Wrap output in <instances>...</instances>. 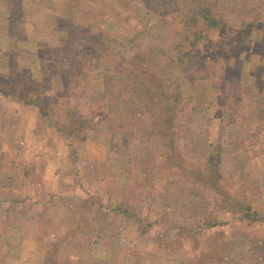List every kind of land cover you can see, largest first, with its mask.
Returning <instances> with one entry per match:
<instances>
[{
	"label": "rangeland",
	"instance_id": "obj_1",
	"mask_svg": "<svg viewBox=\"0 0 264 264\" xmlns=\"http://www.w3.org/2000/svg\"><path fill=\"white\" fill-rule=\"evenodd\" d=\"M93 1L0 4V87L8 91L24 75L33 101L0 91V167L18 161L14 172L26 174L13 208L41 212L33 261L264 264V0H239L243 14L255 11L243 36L211 30L200 45L211 78L164 62L179 88L167 136L160 131L168 117L137 100L82 129L99 120L105 84L119 82L120 63L163 46L178 26L170 0L151 13L144 0ZM88 2L100 4L93 17ZM71 27L83 32L75 42L84 63L78 77L65 54ZM213 150L219 189L210 180ZM246 205L259 212L255 223L241 219ZM51 237L64 239L59 252L49 249Z\"/></svg>",
	"mask_w": 264,
	"mask_h": 264
},
{
	"label": "trees",
	"instance_id": "obj_2",
	"mask_svg": "<svg viewBox=\"0 0 264 264\" xmlns=\"http://www.w3.org/2000/svg\"><path fill=\"white\" fill-rule=\"evenodd\" d=\"M161 1L144 0L143 4L148 12L151 13L158 10ZM13 2L14 0H0V4L8 7H11ZM170 5L172 12L177 14L178 26L174 34L171 35V38L165 40L163 46L153 48L147 54L135 53L125 63L122 65L120 63L119 82L108 81L105 84L103 96L105 102L100 107L101 112L97 118L99 120L96 123L93 122L92 125L81 123L82 129L96 128L106 119L112 117L118 106L137 100L144 102L148 110L157 109L162 116L168 117L167 132L160 129V133L164 136L169 135L174 125L172 121L175 119V107L172 105V99L175 95L172 94H175L179 88L174 80L162 69L164 62L166 60L177 61L178 64L186 69L195 67L198 73L204 72L203 74H205L207 71L203 68L206 67V64L201 59L200 45L209 40V32L211 30L219 31L222 35L232 37L233 34L243 36L242 34L255 26L254 20L247 18V16L255 14V11L250 9L249 12L243 14L240 9L241 1L239 0H170ZM255 21H257V18ZM81 33H83L81 30L71 27L68 36L70 43L67 42L68 44L65 46L69 67L75 77L79 76L77 70L82 71L83 68L81 66L84 65V63H80V59L78 60L80 51L76 49L78 44L81 45V41L75 43L77 42V37L79 39L82 37L83 34ZM85 35L91 36L89 33H84ZM62 40L65 41L66 39L63 38ZM263 41L264 39L261 42ZM217 75L218 78L222 76L221 74ZM202 77L205 79L210 76L205 74ZM74 82L78 86V81ZM16 85H23L24 87L18 89ZM28 86L29 83L25 80V76L22 75L17 76L12 81L8 91H4L1 87L0 91L17 99L19 98L25 104H31L33 101L29 102L26 100L29 93ZM235 88H240V86L237 85ZM177 100L178 98L173 99V101ZM153 125L154 131H152V134H156V132H159L158 124L154 122ZM211 146L213 147L214 145L211 144ZM173 148L171 147V149ZM216 156V150H213L209 158L212 173L210 180L212 185L219 189L214 175L218 165ZM113 210L129 212L119 206L114 207ZM240 214L241 219H249L250 223H255L259 212L252 206L246 205L245 208H242ZM217 224L224 225L225 223L217 222Z\"/></svg>",
	"mask_w": 264,
	"mask_h": 264
},
{
	"label": "crops",
	"instance_id": "obj_3",
	"mask_svg": "<svg viewBox=\"0 0 264 264\" xmlns=\"http://www.w3.org/2000/svg\"><path fill=\"white\" fill-rule=\"evenodd\" d=\"M95 1L100 3L99 0H94L93 2ZM93 2L86 3L90 16L95 14L94 11H97L100 5ZM32 3H34V1ZM41 3L40 6H42ZM66 7H68V5H66ZM75 7L77 6H74L73 9ZM84 8L85 7H83V9ZM88 20L86 21L88 25H97V22H99L96 20ZM90 27L92 28L93 26ZM18 167V161L9 168L0 167V175L6 174L4 178L0 179V182H2L0 186H4V190H6L5 193L0 191V207H2L0 208V264H36L33 259L37 258L36 233L39 232L42 224L40 220L41 212L35 211L34 209L19 210L13 208L19 196L18 194H20L19 192L22 191L18 189V185H20V183L24 184V179L22 180L19 177L26 178L25 173L22 174L23 176H20V173L17 174V172H14L15 169H19ZM24 200H30L29 193L25 196ZM33 202H35V200H33ZM45 212L46 210L43 211L44 217L46 216ZM44 226H46V222H44ZM52 226L53 224H48L49 228ZM49 234L52 236V233ZM62 237H59V240L55 237H51L48 242L52 246H49V249H55L59 252L64 244V239ZM107 244L111 246L109 242H107ZM23 251L25 252L23 253ZM45 260L46 257L43 262L47 264L48 259ZM118 263L119 262H115V264ZM53 264L62 263L55 262Z\"/></svg>",
	"mask_w": 264,
	"mask_h": 264
}]
</instances>
